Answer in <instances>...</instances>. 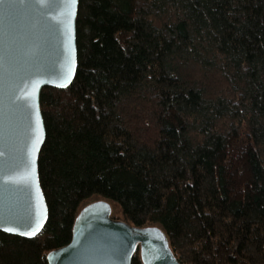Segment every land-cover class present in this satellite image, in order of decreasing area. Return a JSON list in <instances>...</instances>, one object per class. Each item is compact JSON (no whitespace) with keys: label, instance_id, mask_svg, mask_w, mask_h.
I'll list each match as a JSON object with an SVG mask.
<instances>
[{"label":"trees","instance_id":"16d2710c","mask_svg":"<svg viewBox=\"0 0 264 264\" xmlns=\"http://www.w3.org/2000/svg\"><path fill=\"white\" fill-rule=\"evenodd\" d=\"M77 49L40 95L47 222L0 264H49L94 196L183 264H264V0H79Z\"/></svg>","mask_w":264,"mask_h":264},{"label":"water","instance_id":"95a60500","mask_svg":"<svg viewBox=\"0 0 264 264\" xmlns=\"http://www.w3.org/2000/svg\"><path fill=\"white\" fill-rule=\"evenodd\" d=\"M78 9L79 0L67 7L61 0H0V231L10 235L33 238L48 219L39 178L46 139L40 95L44 87L66 89L75 78ZM22 90L27 99H17ZM37 227L35 235L21 234ZM138 250L144 264H183L161 226L116 219L110 201L100 199L80 210L71 242L47 259L132 264Z\"/></svg>","mask_w":264,"mask_h":264},{"label":"snow or ice","instance_id":"6c2138e0","mask_svg":"<svg viewBox=\"0 0 264 264\" xmlns=\"http://www.w3.org/2000/svg\"><path fill=\"white\" fill-rule=\"evenodd\" d=\"M62 6L67 7L68 5L74 4L75 0H61ZM64 86V85H61ZM30 93H28L27 91L22 90V95L20 97H17V99H27L29 97ZM29 227H31V224L28 225ZM39 230V227H37L34 231H30V232H25V233H21L24 235H35L36 231ZM6 231L9 232H15L18 231L17 228H7Z\"/></svg>","mask_w":264,"mask_h":264},{"label":"rangeland","instance_id":"374dc122","mask_svg":"<svg viewBox=\"0 0 264 264\" xmlns=\"http://www.w3.org/2000/svg\"><path fill=\"white\" fill-rule=\"evenodd\" d=\"M100 199H102V198L99 197V196H94V197H92L91 199L85 201V202L81 205L80 210H81L83 207H85L86 205H88L89 203H92V202L97 201V200H100ZM110 203H111V205H112V216H113L114 218H116V219L124 220V216H123V214H122L121 208H120L116 203H114V202H111V201H110Z\"/></svg>","mask_w":264,"mask_h":264}]
</instances>
